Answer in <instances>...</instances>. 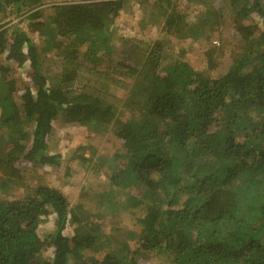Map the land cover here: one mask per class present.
<instances>
[{"label":"trees","instance_id":"obj_1","mask_svg":"<svg viewBox=\"0 0 264 264\" xmlns=\"http://www.w3.org/2000/svg\"><path fill=\"white\" fill-rule=\"evenodd\" d=\"M132 1L144 11L139 36L160 31L150 43L114 41L129 0L65 2L47 15L42 0H0V264H264V2L230 0L226 10L189 0L206 9L190 16L176 0ZM224 10L237 45L225 72L210 78L193 51ZM174 33L195 40L194 49L169 53ZM50 52L60 69L48 74ZM27 62L20 76L14 66ZM56 120L100 138L111 131L120 145L109 160L94 146L73 151L93 175L104 172L74 207L44 183L6 193L27 170L60 165L61 154L49 152ZM136 208L139 230L115 235L122 213ZM49 215L55 228L43 238L38 227Z\"/></svg>","mask_w":264,"mask_h":264},{"label":"rangeland","instance_id":"obj_2","mask_svg":"<svg viewBox=\"0 0 264 264\" xmlns=\"http://www.w3.org/2000/svg\"><path fill=\"white\" fill-rule=\"evenodd\" d=\"M72 1H76V0H42V4L41 6H39V8L43 9V14L47 15L49 11L46 7L50 5L62 4L65 2H72ZM176 1H178L183 6H188L187 10L190 16L191 15L199 16L202 12L206 10L205 6L199 2L190 3L189 0H176ZM209 1L215 7L222 5L224 3V7L226 10L228 9L230 3V0H209ZM132 2H133L132 0H129L128 5L132 6L137 4V3L133 4ZM262 2H264V0H262ZM137 6L134 8L135 11L134 13L136 16H138L139 13L142 14V12H140V9L137 8ZM226 10L223 11L224 16L221 19L222 21L219 25L213 24L212 26L206 27V33L203 38V41L200 40L197 42L196 50L198 49L199 52L198 53L193 52V54L195 53L196 56L198 55L201 56V60L198 61L199 63L198 67L210 78L218 77L225 72L227 64L229 62L231 50L237 45V37L233 29L234 23L232 22V18H231L233 15L232 12H226ZM45 15L44 16L42 15V17L39 20L46 18L47 16ZM119 17L120 15L116 18V23H117L115 24L116 26L113 25L118 31H120V28H122L121 25H124V28H128L129 30L130 28L131 30L136 28L135 30H132L133 33L135 32L134 36H136L137 38L138 37L143 38L144 40H146V43H150V40L155 39L157 34L158 36L160 34V31L158 30L157 26H150L148 27V31L145 30L146 32L144 34L145 36L143 35L140 37L139 36L141 34L140 28H138L137 31V27H133V25H129L128 23L124 22L123 19L121 21ZM133 19L134 18L130 19V21H132ZM262 20L263 19L261 17H258L257 19L261 30L263 29ZM36 35L38 34L36 33L34 34V41L35 43H38V37ZM176 35L177 33L171 35V39L173 38L174 41L171 40L172 41L170 42L171 45L169 44L170 45L168 51L169 53H172L170 52V50L176 47L177 48L182 47L184 49L186 48L187 50L194 49L193 41L195 40H193L192 38H186V40L179 38L176 40L175 39ZM117 36L118 34L114 37V41L117 42V44H123L122 42L119 43L120 42L119 40L123 39V37L120 38ZM124 40L127 39L125 38ZM214 40H217L219 43L214 44L213 43ZM213 48L215 50L217 49L216 52H213V50L211 53L207 52L209 49H213ZM174 52L175 51H173L172 54L177 53ZM189 54L188 52L185 53L187 59H191L192 55L190 56ZM59 60L60 59H56L54 57V54L52 55L51 52L44 56L43 67L46 69V72L48 74L59 71L60 69L58 64ZM10 65L13 66V64L11 63ZM28 66L29 63L27 62L25 64V67L23 68L17 66L14 67L20 76H24L25 75L24 69L27 68ZM124 93L125 91L122 92L123 95ZM14 97L18 103L22 102V99L16 93L14 94ZM25 129L29 131V133H31V131L33 130V124L32 123L26 124ZM2 133L5 137L7 136L6 129L4 128L0 129V134ZM52 137L54 140L51 143V149L49 150V152L51 154L61 152L60 165L59 166L47 165L41 168H35V169L31 168L30 170H27L25 173L26 179L24 178L23 180L20 179L15 180V182L11 184V186L9 187L6 193L9 192L12 195L14 194L15 197H19L21 195H24L28 191L25 184L35 186L36 184L44 183L61 189L64 192V194L67 196L70 206L74 207L80 199L81 192L90 190L92 188L100 187V185L103 182L104 172H100L97 175H93L91 172V163L86 168L82 167L79 163V160L74 158L73 151L82 146H92V147L94 146L95 150H97V153L99 155L102 156L110 155V157H108L109 160L112 158L111 156L113 155V153L115 151H118L120 145L111 131L108 132L104 136V138H100L93 133L91 134L90 131L85 126L83 127L81 125L79 126L76 124L73 125L64 124L60 120H56L54 122ZM86 153H88V150ZM69 164L71 165V168H68L66 171V167ZM104 165L105 168H107L108 166L107 161L104 163ZM140 191L141 190L139 188H133L130 190V193L137 194ZM89 201L90 200L84 201L86 207L91 209L93 212H96L94 205H91ZM142 212L143 210L139 208H136L134 210H126V212H123L121 215L123 223H120V226L122 225L123 228L118 231L116 230H112V231H114L115 235L119 234L123 236L127 231L129 232L130 230L132 231L137 229L139 230V228L135 225V218L141 215ZM109 226L110 223H106L104 230H107ZM54 228H55V215H49L46 219L43 218V220L39 224L38 232L41 237L46 238L47 234L51 233L54 230ZM74 229H75V224L69 223L66 228L67 230L66 233H70L74 231ZM119 239L122 238L119 237ZM134 242L135 239L129 240V244L131 248L134 247ZM88 254L96 255L97 257L101 256L99 253L95 254L92 252L91 253L88 252ZM45 255L51 257L52 249L48 248L45 251ZM157 262L159 264H166L165 261L162 259H157Z\"/></svg>","mask_w":264,"mask_h":264},{"label":"crops","instance_id":"obj_3","mask_svg":"<svg viewBox=\"0 0 264 264\" xmlns=\"http://www.w3.org/2000/svg\"><path fill=\"white\" fill-rule=\"evenodd\" d=\"M138 5V6H137ZM137 6V8H139L140 9V12H142V14H140L139 13V15L138 16H136L135 15V11H134V8ZM125 7H127V9L126 8H124V10H122L121 11V13L122 14H120V20L122 21V19H123V21L124 22H126V23H128L129 25H133V27H137V31H138V28H140L141 26L138 24V21H139V19L141 18L140 16L141 15H143V13H144V11H143V9L140 7V5L137 3L136 5H132V6H125ZM126 16V17H125ZM132 18H134L132 21H130V19H132ZM118 22H119V19H118ZM115 23H116V21H115ZM128 24H126V25H128ZM119 25H121V24H119ZM122 26V28H120V31H122V32H120V31H118L117 32V34H118V36L117 37H120V38H122L123 37V39H120L119 41V43H124V42H126L127 40H128V38L129 37H132V36H134L135 34V32L133 33V31L132 30H135V29H132L131 30V28H130V30L128 29V28H124V25H121ZM127 27H129V26H127ZM127 39V40H124V39ZM124 40V41H123ZM193 52H195V53H197V50L195 49ZM69 125H73V124H69ZM76 125H78V124H76ZM79 126H80V124H79ZM84 127V126H83ZM92 134V133H91ZM99 137V136H98ZM116 138V137H115ZM58 153H61V152H58ZM86 156H88L89 155V153H86L85 154Z\"/></svg>","mask_w":264,"mask_h":264},{"label":"built area","instance_id":"obj_4","mask_svg":"<svg viewBox=\"0 0 264 264\" xmlns=\"http://www.w3.org/2000/svg\"><path fill=\"white\" fill-rule=\"evenodd\" d=\"M213 43H214V44H218L219 42H218L217 40H214Z\"/></svg>","mask_w":264,"mask_h":264}]
</instances>
